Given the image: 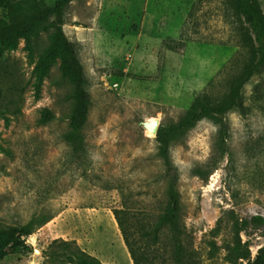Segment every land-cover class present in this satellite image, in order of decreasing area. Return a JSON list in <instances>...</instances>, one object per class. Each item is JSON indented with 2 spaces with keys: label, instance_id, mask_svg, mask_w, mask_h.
I'll return each instance as SVG.
<instances>
[{
  "label": "rangeland",
  "instance_id": "rangeland-1",
  "mask_svg": "<svg viewBox=\"0 0 264 264\" xmlns=\"http://www.w3.org/2000/svg\"><path fill=\"white\" fill-rule=\"evenodd\" d=\"M63 28L91 95L83 166L67 140L76 86L60 54L43 66L55 28L0 43V226L54 216L26 236L32 252L0 264H52L44 252L57 238L134 264L112 208L153 230L173 177L145 122L176 124L197 98L219 103L253 59L251 31L234 0H73ZM244 96L247 112L226 115V135L207 116L172 140L177 228L166 226L155 247L168 264L177 231L200 264L246 262L239 240L252 258L264 247V69Z\"/></svg>",
  "mask_w": 264,
  "mask_h": 264
},
{
  "label": "trees",
  "instance_id": "trees-1",
  "mask_svg": "<svg viewBox=\"0 0 264 264\" xmlns=\"http://www.w3.org/2000/svg\"><path fill=\"white\" fill-rule=\"evenodd\" d=\"M73 0H57L49 5L45 0H0V43H7L18 38L36 35L54 27L52 45L43 60L60 54L64 74L72 79L76 86V106L72 116V129L67 140L72 148V159L85 165L86 146L83 127L87 120L91 95L88 88V77L80 59L77 45L69 39L64 31L65 11ZM238 14L248 24L252 37V61L245 70L233 81L231 90L219 103L213 104L205 99L197 98L184 117L176 124L160 126L157 132L159 154L172 180L169 184V209L154 226L153 230H144L130 209L114 207L112 212L117 221L124 243L134 264H168L167 260L155 253L160 234L166 226L177 228L179 209L178 192L176 189L175 169L171 162V143L175 136L187 131L201 119L212 116L220 119L221 133L227 134L226 115L232 110L247 112L244 88L251 78L264 69V11L260 0H234ZM56 14V21L50 17ZM54 216L40 219L32 217L29 221L16 226H0V261L4 257L33 251L26 240L36 228L46 224ZM175 264H200L196 254L184 247L180 241V232H176L173 240ZM239 252L238 259H247L238 264H264V247L252 258L245 252L241 240L235 247ZM52 264H107L99 256L83 249L75 240L54 239L44 252Z\"/></svg>",
  "mask_w": 264,
  "mask_h": 264
},
{
  "label": "water",
  "instance_id": "water-1",
  "mask_svg": "<svg viewBox=\"0 0 264 264\" xmlns=\"http://www.w3.org/2000/svg\"><path fill=\"white\" fill-rule=\"evenodd\" d=\"M145 127L156 135L160 127L159 120L153 119L151 121H147L145 122Z\"/></svg>",
  "mask_w": 264,
  "mask_h": 264
},
{
  "label": "crops",
  "instance_id": "crops-1",
  "mask_svg": "<svg viewBox=\"0 0 264 264\" xmlns=\"http://www.w3.org/2000/svg\"><path fill=\"white\" fill-rule=\"evenodd\" d=\"M127 254H129V251L128 250H127ZM129 259H130V262L132 263L131 257H129ZM104 262H106L107 264H114L112 261H109L108 259H107V261H104Z\"/></svg>",
  "mask_w": 264,
  "mask_h": 264
},
{
  "label": "bare ground",
  "instance_id": "bare-ground-1",
  "mask_svg": "<svg viewBox=\"0 0 264 264\" xmlns=\"http://www.w3.org/2000/svg\"><path fill=\"white\" fill-rule=\"evenodd\" d=\"M150 121H151V120H150ZM150 132H151V131H150ZM150 132H149V130H148V132H147V133H149L150 135H154V134H151ZM152 133H153V132H152Z\"/></svg>",
  "mask_w": 264,
  "mask_h": 264
}]
</instances>
